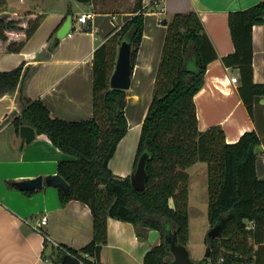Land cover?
I'll list each match as a JSON object with an SVG mask.
<instances>
[{"label":"trees","instance_id":"16d2710c","mask_svg":"<svg viewBox=\"0 0 264 264\" xmlns=\"http://www.w3.org/2000/svg\"><path fill=\"white\" fill-rule=\"evenodd\" d=\"M75 1L91 5L97 13L131 14L93 53L91 118H52L45 103L28 97L23 84L34 69L31 65L21 62L12 70L0 72V97L18 92L22 106L12 121L16 133L21 125L32 126L37 137L73 157L57 163V174L69 185L66 192L58 189L61 204L80 201L93 215L92 240L79 250L57 248L54 261L61 263L69 254L74 264H102L100 251L107 239V218L111 217L134 224L139 234L158 230L161 240L145 254L142 264H170L172 257L165 235L167 229L175 231L178 242L186 246L190 176L185 171L201 162L206 163L209 227L223 220L222 236L205 238L210 247L208 264H217L220 258L222 264H264V180L255 171L254 152L260 138L254 131H246L235 143H227L220 126L204 131L197 128L193 97L202 88L207 65L217 59L198 13H175L170 20L161 21L166 33L133 163L134 170L140 155L148 156V179L145 189L139 191L131 186L130 176L121 177L109 169V161L128 131L126 91L110 88L109 79L115 67L116 48L122 42L130 44V61L135 66L144 33L143 0ZM18 19L0 14V40H7V32L12 30L24 31L25 39L31 37L41 15L28 20L24 27ZM227 22L235 51L223 56L221 62L238 70V95L252 116L256 98L264 96V83L252 79V29L264 23V0L229 12ZM23 42L11 41L6 49L18 52ZM47 54L43 51L39 57Z\"/></svg>","mask_w":264,"mask_h":264},{"label":"crops","instance_id":"0c3cea01","mask_svg":"<svg viewBox=\"0 0 264 264\" xmlns=\"http://www.w3.org/2000/svg\"><path fill=\"white\" fill-rule=\"evenodd\" d=\"M258 1L260 0H143L146 9L144 33L132 70L131 86L126 90L125 98L128 131L109 161V169L113 174L127 177L133 170L135 143L133 138L131 143L127 142L126 137L131 131H140L151 101L166 33V27L161 25V21L170 20L175 13L195 11L217 54V59L206 67L202 88L193 97L198 118L197 128L204 131L211 126H220L227 143H235L246 131L258 134L261 153L257 155L255 171L258 178L264 180V96L256 98L252 116H249L238 95L239 82L233 83L230 80L232 77L238 78V70L227 68L221 62L223 56L235 51L227 22L229 12L249 8ZM28 3L32 2L0 0V14L10 12L16 16L35 7ZM51 4H60L59 9L51 6L50 15L55 11L51 17L39 10L41 22L31 37L25 39L24 31L12 30L7 32V40H0V72L12 70L21 62L31 65L34 69L23 84L28 97L45 103L52 118L69 121L89 119L93 116V53L120 29L131 14L97 13L92 10L91 5L75 0H63L62 4L60 0H52ZM74 8H79L76 15ZM67 10L72 15L71 32L60 38L55 48L49 51L48 47L53 43L57 29L68 15ZM86 11L93 13L89 31L82 29V25L76 22V17ZM30 19L34 20L33 16L23 18L19 24L24 27ZM11 41L24 42L18 52H10L6 46ZM252 43V79L255 83H264V23L253 27ZM43 51L48 54L40 58L39 54ZM21 107L18 92L1 95L0 264H63L62 261H54V251L61 246L79 250L89 243L94 234L93 215L89 207L80 201L71 200L61 204L58 189L45 183L40 190L31 192L17 188L15 182L40 175L46 177L57 174L58 161L72 158L48 141L37 137L36 132L30 143L20 138L12 121L19 115ZM186 171L190 176V189L194 174H198L200 180H204L205 176L206 180V163H195L187 167ZM201 183L205 185L203 181ZM51 196L55 197V201H50ZM194 208L195 206L190 207L188 204V238L195 241L192 233L196 235L199 230L197 240L203 243L210 227L206 216L203 222L200 221L199 229L196 228L198 220L191 218L190 211L197 213L200 207ZM43 216H46L47 222L41 228L44 234H40L33 226ZM106 230L107 239L100 251L102 264H142L145 254L161 240L156 229L139 234V229L134 224L111 217L107 218Z\"/></svg>","mask_w":264,"mask_h":264},{"label":"water","instance_id":"95a60500","mask_svg":"<svg viewBox=\"0 0 264 264\" xmlns=\"http://www.w3.org/2000/svg\"><path fill=\"white\" fill-rule=\"evenodd\" d=\"M72 21V15H67L63 24L57 29L56 35L53 39V43L48 47L49 51L55 48L60 38H64L70 32ZM119 49L117 52L115 67L110 76L109 83L110 88H116L121 90H128L131 86L130 80L132 75L133 66L131 64V46L129 43L122 42L119 45ZM19 136L26 143H30L33 141L35 137V129L29 125H21L19 129ZM261 149L260 147H255L254 152L259 155ZM147 155L141 154L134 170L130 176V183L136 190L142 191L145 189V183L148 179V174H146V162ZM47 184L48 186L56 189H62L63 192H66L69 188L66 180L58 175H48L43 177L42 175L37 176L36 178L24 179L22 181L15 182V185L20 191H34L40 190L43 184ZM223 220L219 219L216 223H214L207 230L206 236L211 238H220L222 236V227ZM165 244L168 246V251L172 256L170 264H208L209 255H210V247H207V250L202 258L199 260H193L191 258L190 250H188L187 246L179 243L177 240V234L175 231L171 229H167V234L165 235ZM63 264H74V260L69 254H66L62 258Z\"/></svg>","mask_w":264,"mask_h":264},{"label":"rangeland","instance_id":"374dc122","mask_svg":"<svg viewBox=\"0 0 264 264\" xmlns=\"http://www.w3.org/2000/svg\"><path fill=\"white\" fill-rule=\"evenodd\" d=\"M26 1L27 2L31 1L32 3H28V4H32L35 7L30 8L29 5L26 4L25 6L27 8H30L31 10L27 9L26 11H23L21 14H19V15L17 14L16 16L10 12H5L3 14L8 15L10 18L15 19V20H17L18 17H20V19H18V20H23V18H27L28 16H33V18L35 19L36 16L39 15L38 11L40 10L41 12H43L42 14L47 15V17L48 16L51 17V15H54V13H55V11H53V12H51V15H50L51 6H52V8H54L56 10L59 9V6H60V4L56 5L58 2L54 5H52L51 4L52 0H26ZM9 2H10V4L12 3L11 1H9ZM60 2L62 4L63 0H60ZM33 9H35V10H33ZM78 9L79 8H74L75 15L77 14ZM84 10H86V7L84 8ZM87 12H89V11H86V13ZM21 16H24V17L21 19ZM43 27H46V26H43ZM82 29H85L84 25H82ZM118 49H119V47L116 48V56H117ZM139 133H140V131H139V129H137L136 131H131L126 137L127 142H130V143H131V140L133 138L132 141H134V143H135V153H136V148H137V144L139 141ZM118 153H120V152H118ZM68 156H69V158L72 157L71 155H68ZM196 169H197V167H196ZM185 172H187V171H185ZM129 176H131V175H129ZM202 181L204 182L203 184H205L204 186L201 183ZM189 186H190V184L188 182V191H189L188 204L190 205V207L195 206V208H197V209H199V207H200V211L199 212L197 211V213H194V211H192V210L190 211L191 212V218L194 217L195 221L198 220L196 223V225H197L196 228L199 229L198 226L200 224V221L203 222V219L207 216V211H208V209H207L208 190L206 189V187H207V175H206V180H205V176H204V180H202V179L200 180L198 177V174L196 176L194 174L193 178L191 179V189ZM202 192H204L205 196L202 195L203 194ZM50 201L51 202L55 201V197L51 196ZM201 207H202V209H201ZM192 234L194 235L193 238H195L196 240L190 241L188 238L186 246H187L188 250H190L191 258L193 260H197V259L201 258L202 256H204L208 245H206V241H205L206 236L204 237L203 243H202V241L197 240L198 239L197 236L200 234L199 230L196 231V235L194 233H192ZM205 235H206V233H205Z\"/></svg>","mask_w":264,"mask_h":264},{"label":"built area","instance_id":"2783aa9c","mask_svg":"<svg viewBox=\"0 0 264 264\" xmlns=\"http://www.w3.org/2000/svg\"><path fill=\"white\" fill-rule=\"evenodd\" d=\"M93 17V13H83V14H80L76 17V22L81 24V25H84L85 26V30H91V26L89 24V22L91 21V18ZM71 32V30H70ZM69 32V33H70ZM233 83H238L239 80L237 77H232L230 79ZM47 222V218L46 216H43L41 217V219L39 220V222L33 226V229L36 231V232H39L40 234H44V231L41 230L42 226H44ZM222 258H220L218 261H217V264H222Z\"/></svg>","mask_w":264,"mask_h":264}]
</instances>
